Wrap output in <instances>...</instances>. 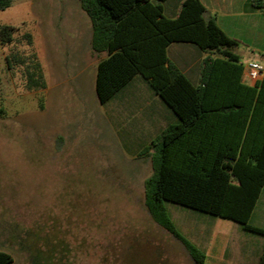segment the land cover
Listing matches in <instances>:
<instances>
[{
	"label": "rangeland",
	"instance_id": "rangeland-1",
	"mask_svg": "<svg viewBox=\"0 0 264 264\" xmlns=\"http://www.w3.org/2000/svg\"><path fill=\"white\" fill-rule=\"evenodd\" d=\"M174 6L177 0L168 14ZM3 26L15 30L9 44L0 37V250L15 264H196L145 204L153 166L143 148L169 110L159 96L138 76L100 103L96 74L105 54L92 49V23L80 0H13L0 11ZM178 45L168 56L197 82L203 53ZM12 54H36L46 87L29 89L26 64L9 63ZM165 206L207 264H257L264 235ZM251 223L264 228V191Z\"/></svg>",
	"mask_w": 264,
	"mask_h": 264
},
{
	"label": "trees",
	"instance_id": "trees-1",
	"mask_svg": "<svg viewBox=\"0 0 264 264\" xmlns=\"http://www.w3.org/2000/svg\"><path fill=\"white\" fill-rule=\"evenodd\" d=\"M167 0H80L92 23V49L107 57L97 66L96 93L105 105L141 77L177 118L143 154L152 159L145 181V204L153 219L178 239L196 264L205 254L172 223L165 202L232 220L248 232L264 235L251 223L264 188V78L242 84L244 66L228 36L201 0H183L175 17L165 14ZM13 0H0V11ZM264 9V0L254 1ZM15 27L0 28L3 44ZM32 43V35L25 34ZM173 43L195 45L208 55L194 83L168 56ZM9 63L26 64L29 89L45 88L36 54H12ZM0 250V264H14ZM258 264H264V249Z\"/></svg>",
	"mask_w": 264,
	"mask_h": 264
},
{
	"label": "crops",
	"instance_id": "crops-1",
	"mask_svg": "<svg viewBox=\"0 0 264 264\" xmlns=\"http://www.w3.org/2000/svg\"><path fill=\"white\" fill-rule=\"evenodd\" d=\"M170 1L171 0H167L164 3L165 14L166 12L168 14V8H169ZM182 1L183 0H177V7L174 6L172 14H168V17L172 18L178 14L181 8ZM254 1L256 0H201V2L204 4V6L206 7L208 11V16H215L218 25L225 31V33L231 38L239 41V45L234 51L237 55H239L241 63L243 64L244 68H245L246 63H248L249 61H259V62L262 61V63H264V9H260L256 7L254 5ZM174 44H179L178 46H174V47H181V48H185V47L192 45V44H187V43H173L170 46ZM242 46L245 47V50H240ZM172 50H173V47H172ZM202 53H203V56L198 66L199 76H198L197 82H194L190 78V76L187 74V72L184 71L176 63L175 60L173 61L170 57L169 58L173 62H175L179 66V68L194 83L197 84L200 80L202 61L208 55L207 53H204V52ZM101 54H105V56L101 58V60L107 57L106 53H101ZM242 84L249 85V86L254 85V83L247 81L245 77V72L242 77ZM161 103L164 105V107L166 106L165 103L163 102ZM165 108L167 110L169 109L167 106ZM166 113H167V117H165V120H163L164 123H161L160 121L159 122L155 121L154 123L155 128L160 127L161 129L160 133L163 130H165L169 125L175 124L177 122L176 116L173 114V112L170 109ZM160 133H158L156 136H158ZM263 191H264V188H263ZM200 232H202L204 235H206L207 233V231L205 230L200 231ZM208 238L209 237H206L204 241H207ZM209 240H211V238ZM209 240L208 242H205L206 246L210 244L211 241L209 242Z\"/></svg>",
	"mask_w": 264,
	"mask_h": 264
},
{
	"label": "built area",
	"instance_id": "built-area-1",
	"mask_svg": "<svg viewBox=\"0 0 264 264\" xmlns=\"http://www.w3.org/2000/svg\"><path fill=\"white\" fill-rule=\"evenodd\" d=\"M244 72L247 81L255 84L264 78V63L259 61H249L245 65Z\"/></svg>",
	"mask_w": 264,
	"mask_h": 264
}]
</instances>
